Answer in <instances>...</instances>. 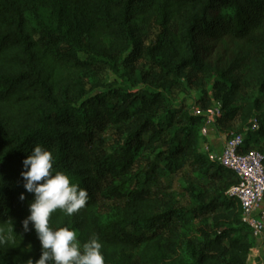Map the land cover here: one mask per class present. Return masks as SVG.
Segmentation results:
<instances>
[{
  "label": "trees",
  "instance_id": "16d2710c",
  "mask_svg": "<svg viewBox=\"0 0 264 264\" xmlns=\"http://www.w3.org/2000/svg\"><path fill=\"white\" fill-rule=\"evenodd\" d=\"M189 88L203 109L213 89L217 123L238 120L243 151L264 154V0H0V264L41 255L22 226L34 199L23 160L37 144L90 197L50 224L82 242L97 233L106 264H250L252 228L227 194L239 179L200 151L207 115L174 105ZM182 168L199 180L191 206L170 200ZM190 217L206 227L188 261Z\"/></svg>",
  "mask_w": 264,
  "mask_h": 264
},
{
  "label": "clouds",
  "instance_id": "9594fccd",
  "mask_svg": "<svg viewBox=\"0 0 264 264\" xmlns=\"http://www.w3.org/2000/svg\"><path fill=\"white\" fill-rule=\"evenodd\" d=\"M52 150L37 144L23 160L21 177L27 193L34 194L29 204V215L22 221L25 232L35 230L41 243V255L31 264H106L104 245L93 232L81 241L69 225L50 224L57 210L71 217L88 202L89 192L73 182L65 171L54 168ZM19 199H26L21 193Z\"/></svg>",
  "mask_w": 264,
  "mask_h": 264
},
{
  "label": "rangeland",
  "instance_id": "374dc122",
  "mask_svg": "<svg viewBox=\"0 0 264 264\" xmlns=\"http://www.w3.org/2000/svg\"><path fill=\"white\" fill-rule=\"evenodd\" d=\"M219 77L220 75L218 73L213 75V79H219ZM104 80L107 84H111L114 87H119L122 84L121 79L111 70L105 73ZM208 86L207 84L206 87L209 88ZM137 88H142V86H137ZM137 88L135 87V89ZM208 91L211 104L207 109H203L199 102L204 95V91L199 88H189L187 91L178 93L174 98V105L176 108L184 106L190 112H194L195 108H198L201 114L208 116V120L201 130L200 151L212 160L213 153H221L223 151L226 136L239 134L240 124L238 120H232L230 123L231 128L227 129L217 123V118L222 112V101L214 98L215 91L213 89H208ZM244 95L247 98H254L258 93L256 90L248 89L245 91ZM213 112H215V114H213ZM252 150L259 151L258 148H253ZM168 180L172 182L171 202H179L183 206H191L193 204V199L191 198L190 191L194 188L195 181H197L198 178L188 173L185 168H182L172 173ZM204 181L205 180L201 183H204ZM101 198H103V195ZM101 203L105 204L103 206H106L109 202L108 200L107 202L104 200ZM205 227V217H190L189 223L184 230L183 246L178 249L185 254L188 261L192 260L191 249L193 248V242L195 239L201 238V228ZM250 238L254 243L253 248L256 247L258 241L253 230H251ZM248 260L250 264H264V249L258 248L255 251L252 249L249 253Z\"/></svg>",
  "mask_w": 264,
  "mask_h": 264
},
{
  "label": "built area",
  "instance_id": "2783aa9c",
  "mask_svg": "<svg viewBox=\"0 0 264 264\" xmlns=\"http://www.w3.org/2000/svg\"><path fill=\"white\" fill-rule=\"evenodd\" d=\"M193 113L201 115L198 108ZM258 128L255 121L252 130ZM244 142L245 135L242 133L226 136L223 151L213 153L212 160L232 170L239 179L227 194L240 203L242 219L252 228L258 241L252 248L255 251L264 249V154L257 150L244 152Z\"/></svg>",
  "mask_w": 264,
  "mask_h": 264
}]
</instances>
